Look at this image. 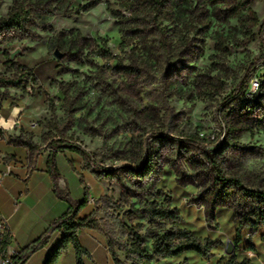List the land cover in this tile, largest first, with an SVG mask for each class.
Wrapping results in <instances>:
<instances>
[{
    "label": "rangeland",
    "instance_id": "1",
    "mask_svg": "<svg viewBox=\"0 0 264 264\" xmlns=\"http://www.w3.org/2000/svg\"><path fill=\"white\" fill-rule=\"evenodd\" d=\"M242 1L99 0L88 8L90 0H0V20L21 3L34 11L25 36L0 42V76L19 77L18 61L37 77L25 76L19 87L0 85V102L21 97L29 123L39 124L32 129L39 144L49 150L51 142L78 144L89 154L86 165L95 175L111 171L110 178H100L106 191L86 204L85 213L98 221L97 229L123 264L130 262L122 245L131 244L136 233L152 252L153 234L176 226L218 242L214 256L198 253L205 264L231 256L225 252L229 240L233 255L264 264V233L261 256L249 241L254 234L239 245L242 231L239 240L233 209L218 207L211 220L198 203V188L180 184L169 165L151 178L133 169L174 113L176 125L197 128L209 146L227 134L226 125L248 127L236 133L253 148L227 153L226 164L244 171L248 180L264 173V0ZM112 55L116 58L109 59ZM255 78L258 89L252 87ZM252 98L260 102L248 107ZM151 202L166 210L176 207L182 221L153 223L142 210ZM132 208L141 210L132 215ZM153 260L189 264L195 259Z\"/></svg>",
    "mask_w": 264,
    "mask_h": 264
},
{
    "label": "trees",
    "instance_id": "2",
    "mask_svg": "<svg viewBox=\"0 0 264 264\" xmlns=\"http://www.w3.org/2000/svg\"><path fill=\"white\" fill-rule=\"evenodd\" d=\"M99 0H90L88 8L95 6ZM158 2V0H155ZM140 2L139 4H142ZM249 3V0L242 1V5ZM135 8L137 6H131ZM33 8L24 3L18 4L10 12L8 18L0 20V42L8 39L23 37L27 33L28 25L33 17ZM264 23L261 27V37L264 39ZM115 56L109 57L114 59ZM17 78L11 76H0V85L19 87L23 78L27 75L34 80L37 79L33 68L16 61ZM245 86V85H244ZM251 102L258 103V99L252 98ZM175 114L171 113L167 118V128L162 133H154V146L148 145L143 160L139 167L133 168L140 176L151 178L158 175L169 165L177 175V180L183 185H194L198 188V203L205 206L206 216L215 220L218 207L226 206L235 211L236 219L239 221V240L241 231L244 228H251V233L256 234L264 227V173H258L247 179L244 171L236 170L226 164L225 155L232 151L252 149L253 147L239 141V133L249 130L248 127H237L226 125V133L216 146H209L205 137L197 128H190L187 125L178 126L175 124ZM18 143L30 150L36 149L39 145L34 141V134L16 135ZM51 142V147L61 151L70 149L88 157L89 154L80 145L62 141ZM163 147L160 149L159 145ZM57 151L50 150L48 155L49 172L53 180L59 175L56 164ZM110 170L98 171L97 177L110 178ZM85 197L81 201H74L69 195L62 194L55 183V192L59 197L69 202L68 210L57 218L51 227L37 240L24 247L18 254L13 255L15 264H25L29 257L42 248L49 241L50 234L55 230L64 231V235L56 249L49 257L47 264H57L60 257L72 245L76 251L77 264H85L84 258L90 256V252L83 246L79 238V231L84 228H98V221L90 220L88 217H79L80 210L86 206L90 199L88 187H85ZM158 190V193H161ZM141 209L132 208L131 214H137ZM142 210L153 222L166 220L176 223L182 221V215L176 209L157 208L155 202L145 205ZM110 241H112L110 239ZM12 243V234L8 228L5 229L0 239V256L5 255ZM217 241L210 237L202 238L187 227H172L161 235L153 234L152 252L144 248V240L140 233L132 238L131 244L123 243L126 259L130 264H155L153 256L158 259L174 258L187 251H194L209 258L213 255V248ZM111 254L116 264H123L110 246ZM221 257L216 264H250L248 259L239 260L236 255L229 256L224 262Z\"/></svg>",
    "mask_w": 264,
    "mask_h": 264
},
{
    "label": "crops",
    "instance_id": "3",
    "mask_svg": "<svg viewBox=\"0 0 264 264\" xmlns=\"http://www.w3.org/2000/svg\"><path fill=\"white\" fill-rule=\"evenodd\" d=\"M0 107L2 111L0 129L3 134L0 139V171L9 172L3 176L0 184V219L5 220L6 228L12 234V243L7 252L13 253L41 237L53 222L68 210V202L55 192V183L62 194L73 195L76 201L84 199L85 187H88L90 194L88 203L103 194L107 187L86 165V158L70 149L57 152L56 164L59 175L56 181L53 180L49 172V148L39 144L35 138L34 141L39 146L34 150L24 147L16 140V135L32 132L28 118L23 112L21 97L4 99L0 102ZM72 187L77 190V194L73 193ZM85 208L86 206L80 210L79 217H86ZM234 226L237 231L239 223L235 222ZM191 230L195 232V229ZM262 233L264 227L252 236V240H249L257 246V254L260 253L259 242L262 240ZM250 234L251 228H244L239 245L245 246L249 242L246 238ZM63 235L62 230L53 231L47 244L34 252L25 264H47ZM79 238L90 252V256L84 258L85 264H116L104 232L84 228L79 231ZM237 256L240 260L248 259L250 264L253 263V259L245 254L241 257L239 254ZM180 257L194 258L195 260L189 264H205L202 257L194 251H187L174 258ZM221 257L222 255H219L215 264ZM206 261L210 262V260ZM57 264H77L76 251L72 245L60 257Z\"/></svg>",
    "mask_w": 264,
    "mask_h": 264
},
{
    "label": "built area",
    "instance_id": "4",
    "mask_svg": "<svg viewBox=\"0 0 264 264\" xmlns=\"http://www.w3.org/2000/svg\"><path fill=\"white\" fill-rule=\"evenodd\" d=\"M252 87H253V89H258L260 87V81H259L258 78H255L253 80ZM1 116H2V111H1V107H0V117ZM29 125H30V128L31 129H35V128H37L39 126V124H38L37 121H32ZM2 137H3V134H2V131L0 129V139ZM50 150H54V151L59 152L57 149H50ZM7 173H9V172H7V171L6 172L0 171V184L2 182L3 176L5 174H7ZM5 229H6V222H5V220H3V219L1 220L0 219V239L3 236V233H4ZM18 253H19V251H15L13 253H8L7 252L5 255H1L0 256V264H15V261L13 259V255H16Z\"/></svg>",
    "mask_w": 264,
    "mask_h": 264
},
{
    "label": "water",
    "instance_id": "5",
    "mask_svg": "<svg viewBox=\"0 0 264 264\" xmlns=\"http://www.w3.org/2000/svg\"><path fill=\"white\" fill-rule=\"evenodd\" d=\"M55 55H56L57 57H62L63 54H62L58 49H56V50H55ZM234 250H235V244H234L233 241L229 240V241L227 242L226 247H225V252H226V254H228V255H233Z\"/></svg>",
    "mask_w": 264,
    "mask_h": 264
}]
</instances>
